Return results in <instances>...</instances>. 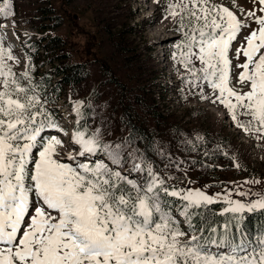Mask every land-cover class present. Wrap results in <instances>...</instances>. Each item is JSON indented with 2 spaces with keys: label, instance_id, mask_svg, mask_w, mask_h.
<instances>
[{
  "label": "snow or ice",
  "instance_id": "snow-or-ice-1",
  "mask_svg": "<svg viewBox=\"0 0 264 264\" xmlns=\"http://www.w3.org/2000/svg\"><path fill=\"white\" fill-rule=\"evenodd\" d=\"M232 3L235 10L216 0H165L163 19L181 35L187 85L264 146V0L248 9ZM14 17L13 0H0V18L15 27ZM13 64L19 58L0 39V264H264V230L249 237L243 223L245 213L264 214V192L241 185L234 191L244 199L236 200L230 190L221 213L228 222L202 228L193 218L219 194L170 185L136 149L126 170L131 141L104 144L99 129L73 133L65 156L61 136L46 135L68 133L37 95L30 58L22 73ZM89 156L102 159L85 162Z\"/></svg>",
  "mask_w": 264,
  "mask_h": 264
},
{
  "label": "rangeland",
  "instance_id": "rangeland-1",
  "mask_svg": "<svg viewBox=\"0 0 264 264\" xmlns=\"http://www.w3.org/2000/svg\"><path fill=\"white\" fill-rule=\"evenodd\" d=\"M216 2L235 10L232 0ZM235 3L245 9L252 6L251 0ZM13 4L15 27L12 18H0V39L20 60L12 65L14 72L25 71L30 58L32 77L46 73L59 82L63 75L52 71L63 65L67 72L80 65L88 73L73 88L64 87L59 101L52 92V100L37 94L48 101L47 108L68 133L46 134L61 136L65 156L73 148V133L99 129L104 144L115 147L131 141L124 149L126 170L132 163L128 153L136 149L164 177H172L170 185L219 194L222 212L230 190L236 200L244 199L234 191L241 185L244 192H264V146L237 128L222 105L199 99V91L187 85L188 73L176 48L181 35L163 19L165 0L159 5L154 0ZM161 48L167 57L160 56ZM35 57L39 62L32 61ZM77 103L80 116L74 111ZM101 159L89 156L85 162ZM251 180L260 183H244Z\"/></svg>",
  "mask_w": 264,
  "mask_h": 264
},
{
  "label": "trees",
  "instance_id": "trees-1",
  "mask_svg": "<svg viewBox=\"0 0 264 264\" xmlns=\"http://www.w3.org/2000/svg\"><path fill=\"white\" fill-rule=\"evenodd\" d=\"M34 63L39 62L37 57L33 58ZM66 66L57 67L52 72H55L57 75H63L61 81L53 82L50 74L42 73L40 75L33 76V85L36 87L37 94H40L43 97H46L48 100H52L49 92L54 93L58 98L61 99L63 88L68 86L73 88L74 82L78 83L83 80L88 74L86 70L80 68V65L73 66L69 68L70 70L66 71ZM66 73V74H65ZM169 202L173 205L179 203L176 198H168ZM224 203L218 201L214 202L211 205H207L206 209L202 212L199 217H194L196 224L201 225L202 228L207 229L209 226L216 227L218 230H222L221 226L224 223L228 222V217L230 214L222 213V208H224ZM264 211V210H262ZM246 219L243 222L244 227L247 231L249 237L258 236L261 230H264V214L257 212L255 214L245 213ZM206 221V222H205ZM187 230V225L183 224ZM234 231V229H233Z\"/></svg>",
  "mask_w": 264,
  "mask_h": 264
},
{
  "label": "bare ground",
  "instance_id": "bare-ground-1",
  "mask_svg": "<svg viewBox=\"0 0 264 264\" xmlns=\"http://www.w3.org/2000/svg\"><path fill=\"white\" fill-rule=\"evenodd\" d=\"M155 34H156V33H155ZM163 36H164V35H163ZM153 37H154V36H153ZM157 40H158V39H157ZM161 40H162V39H161ZM161 40H160V41H161ZM153 42H154V41H153ZM148 46H149V45H148ZM155 48H156V47H155ZM166 48H167V47H166ZM164 49H165V48H161V49H160V50H161V51H160V52H161V53H160V56H161L162 58H163L164 56H166V55H165V52H164ZM155 50H156V49H155ZM169 51H170V50H169ZM169 54H170V53H169ZM172 54H173V52H172ZM166 57H167V56H166ZM157 58H158V57H157ZM168 59H169V58H168ZM170 59H171V58H170ZM159 60H160V59H159ZM159 60H158V61H159ZM158 63H159V62H158ZM161 66H162V65H161ZM177 101H178V100H177ZM167 106H168V105H167Z\"/></svg>",
  "mask_w": 264,
  "mask_h": 264
}]
</instances>
